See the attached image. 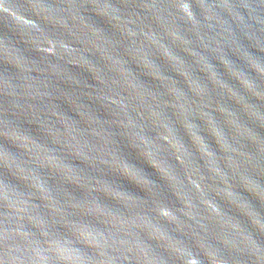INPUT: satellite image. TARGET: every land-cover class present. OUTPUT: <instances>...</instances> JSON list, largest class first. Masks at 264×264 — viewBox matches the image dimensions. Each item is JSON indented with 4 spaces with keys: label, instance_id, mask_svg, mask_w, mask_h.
Instances as JSON below:
<instances>
[{
    "label": "water",
    "instance_id": "obj_1",
    "mask_svg": "<svg viewBox=\"0 0 264 264\" xmlns=\"http://www.w3.org/2000/svg\"><path fill=\"white\" fill-rule=\"evenodd\" d=\"M0 264H264V0H0Z\"/></svg>",
    "mask_w": 264,
    "mask_h": 264
}]
</instances>
